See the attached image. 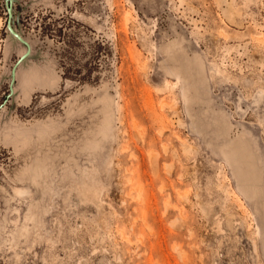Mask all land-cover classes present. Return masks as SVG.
<instances>
[{
  "label": "rangeland",
  "instance_id": "rangeland-1",
  "mask_svg": "<svg viewBox=\"0 0 264 264\" xmlns=\"http://www.w3.org/2000/svg\"><path fill=\"white\" fill-rule=\"evenodd\" d=\"M228 1L0 0V264H264V0Z\"/></svg>",
  "mask_w": 264,
  "mask_h": 264
},
{
  "label": "bare ground",
  "instance_id": "bare-ground-1",
  "mask_svg": "<svg viewBox=\"0 0 264 264\" xmlns=\"http://www.w3.org/2000/svg\"><path fill=\"white\" fill-rule=\"evenodd\" d=\"M178 1H182V0H178ZM223 1H226L227 2V4L229 5V7H230V5H231V2H229L228 0H223ZM234 10H235V8H233ZM235 12L232 10V8H230V16H232V17H234L235 16ZM237 15V14H236ZM147 65L145 64V63H143V64H141V66H140V71L144 74V76H146L147 75V67H146ZM203 66L202 65H200V70H201V72H203ZM170 75H174V74H172V72H170L169 73ZM176 75V74H175ZM177 77V76H176ZM182 77V76H181ZM181 77H178L177 79H181ZM183 79V78H182ZM185 80H186V78H185ZM178 86V84H168L167 82H165V84L163 85V87L162 88H157V92L159 93V92H161L163 89H167V91L169 92V93H175V89H176V87ZM164 91V90H163ZM149 98V100H148V104H149V106L151 107V109H154V104H153V102H152V99L150 98V97H148ZM163 103H164V101H163ZM159 107V106H158ZM159 110H164V108H163V105H160V107H159ZM160 115H163L162 113H159V116ZM158 118V117H157ZM156 118V119H157ZM160 123H161V128H160V130H159V133L160 134H162L163 135V133L164 132H166L167 130H168V128H167V126H165V124H164V120H160ZM55 128V126H54V124H47L46 126H42V125H40L39 127H38V129H37V133H38V135L40 136V137H43V135L48 131V130H51L52 131V129H54ZM174 137H175V139H177L179 142H180V145H182V147H183V151L184 152H186V153H188V151H189V148H192L191 147V145H190V143H187L185 140H183V138L180 136V135H178V134H174ZM168 151V149L165 147L164 148V153H166ZM122 152H128V147H124L123 149H122ZM171 153H172V156H174V157H176V159L177 160H180L179 159V156H180V153H179V151H177V149H175L174 147H172V149H171ZM233 153H234V151H233ZM230 154V153H229ZM235 154V153H234ZM157 155H155L154 156V160H151V165H152V171L154 172V173H157L158 172V168H157ZM239 159H241V157L239 156V154H238V151H237V156H236V158L234 157V162L237 164V162H239ZM169 165V164H168ZM171 165V164H170ZM172 167L173 166H171V167H169V169H168V173L169 174H171V172H172ZM40 168V170H42L43 168L42 167H39ZM168 168V167H167ZM125 172L126 173H130V169H128V168H125ZM132 172V171H131ZM125 183H127V185H130V176L128 175V176H126V182ZM184 199H188L187 197H185L184 196ZM188 201V200H187ZM164 209H166V208H164ZM178 220V219H177ZM179 220H181V219H179ZM179 223H181V222H179ZM121 238L128 244V245H130V238L129 237H127V236H124L123 234H122V236H121Z\"/></svg>",
  "mask_w": 264,
  "mask_h": 264
}]
</instances>
